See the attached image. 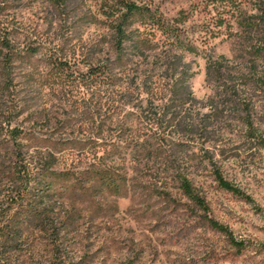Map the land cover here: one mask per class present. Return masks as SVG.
Here are the masks:
<instances>
[{
    "label": "rangeland",
    "instance_id": "374dc122",
    "mask_svg": "<svg viewBox=\"0 0 264 264\" xmlns=\"http://www.w3.org/2000/svg\"><path fill=\"white\" fill-rule=\"evenodd\" d=\"M0 1V41L17 53L10 63L0 45V212L24 207L12 200L33 185L29 154L52 151V218L65 224L57 239L26 229L7 264H264V34L238 24L261 0H240L232 18L204 0H129L177 30L137 17L119 54L118 0ZM113 60L115 78L90 76ZM216 172L253 202L221 189ZM178 175L241 250L181 194Z\"/></svg>",
    "mask_w": 264,
    "mask_h": 264
},
{
    "label": "trees",
    "instance_id": "16d2710c",
    "mask_svg": "<svg viewBox=\"0 0 264 264\" xmlns=\"http://www.w3.org/2000/svg\"><path fill=\"white\" fill-rule=\"evenodd\" d=\"M65 0H57V3H63ZM209 5H212L213 8L217 11L219 15H226L230 18L235 17L236 14L240 12V0H204ZM0 4H5V2L0 1ZM259 15L251 16V22L244 23L242 21H238V24L243 27L252 28L255 27H262L263 34H264V0L260 1L259 5ZM116 10L113 11V14L109 16L110 19H112L111 23L113 26V29L115 31V45L117 50H120L119 53H121L123 49V46L125 42L132 40L129 36V33H127V30L132 26V22L137 17H143L149 20V22L152 24L153 27L157 28L158 31L162 32V35H166L171 37V35H174L176 33V30L174 26L169 25L167 21H164L161 16H156L152 13V11L148 8L141 7L133 3L129 0H118L117 4L115 5ZM219 9V10H218ZM183 16V15H182ZM183 19V17H182ZM255 19L256 22L252 23V20ZM184 20V19H183ZM225 23V19H220L219 26H223ZM134 50L137 51V53L141 54V50L143 48V45L145 44L144 41L136 40L133 42ZM0 45L7 50V54H5V60L8 62H13L14 57L16 56V52L12 50L11 43L7 41V39H3V41H0ZM260 51H264V45H261L258 48ZM190 52H193L192 48L188 49ZM51 64L59 71L64 72L67 68V64L56 61L51 62ZM118 64V60L108 61L105 64L101 65H94L89 68L90 76L93 77H99V76H105L108 79H113L116 76L114 75L115 66ZM182 59L177 60V64H175V68H173L174 72L178 71L179 67H176V65H182ZM177 74V73H176ZM150 77H146L145 79H148ZM182 82L183 86L180 89V93L178 96H182L181 92L182 90H185L189 92V83L188 80L185 81L184 85L183 79H182V73H178L177 82ZM143 84H146L143 81ZM146 86V85H145ZM176 92V91H174ZM191 94L189 93V96ZM247 126L249 128L252 127V124L247 120ZM14 136V133H12ZM255 135L253 134L252 137ZM262 146L264 147V139L260 140ZM12 157L14 160L18 161L19 156L23 155L18 151L14 149L12 151ZM28 154V153H25ZM31 156L32 160L30 161V164L36 165V174L35 175H29L30 181L33 182V185L31 188H24L23 192L20 195H15L12 202H18V203H24V207L21 210L16 211L15 213H12V206L6 208L4 212L5 214H1L2 217H7L5 222H1L0 220V264H7L8 260L10 259L9 256L15 254L19 249L20 246L23 244L24 240V233L27 229H34L35 231H38L40 233H50V235L57 239L59 238V235L65 230V224L62 223L60 225L62 228L58 229L57 225L55 224V218H52L53 214V207H52V198L51 192L53 190V179L59 173H57L56 170H54V166L57 163L56 154L52 151H50L47 154L44 153H36V154H29ZM35 160V161H33ZM15 161V162H16ZM29 161H26V163ZM3 163L0 162V166ZM26 168V167H25ZM25 168H20L22 171V174L25 176ZM27 170V168H26ZM1 174V170H0ZM216 181L218 182V185L221 189L232 193L233 195L239 197L242 200H245L246 202L252 203L251 197L243 193L240 189L232 185L230 182L225 180L223 176L216 172L215 174ZM178 183H179V190L181 194L199 211L203 213V216L205 218L206 223L208 226L216 232H219L223 235H225L231 242L232 245H234L236 248L241 250L244 246L242 242H237L232 236V233L230 230L225 227L224 225H221L217 221H215L213 218H210L209 213V207L205 201L194 189L191 181L183 176L178 175L177 177ZM107 184V181L106 183Z\"/></svg>",
    "mask_w": 264,
    "mask_h": 264
}]
</instances>
